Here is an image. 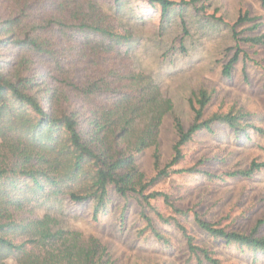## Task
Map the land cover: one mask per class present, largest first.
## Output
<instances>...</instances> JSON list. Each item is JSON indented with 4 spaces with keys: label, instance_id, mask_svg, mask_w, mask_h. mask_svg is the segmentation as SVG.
Here are the masks:
<instances>
[{
    "label": "trees",
    "instance_id": "trees-1",
    "mask_svg": "<svg viewBox=\"0 0 264 264\" xmlns=\"http://www.w3.org/2000/svg\"><path fill=\"white\" fill-rule=\"evenodd\" d=\"M145 1L159 6L161 19L176 4ZM114 2L120 9L122 0ZM248 13L239 15L232 27L254 22L257 17ZM120 25L93 0H0V264H113L108 246L98 238L65 229L49 214H17L52 196L91 203L94 221L111 214L114 197L122 199L116 212L121 230L127 193H132L139 201L135 236L155 237L165 245L169 239L162 227L173 224L199 263L222 264L194 243L178 217L146 209L153 206L150 200L161 199L182 218L191 216L199 230L226 245L264 252V237L226 231L196 212L174 207L169 195L156 189L172 175L202 172L197 166L203 159L178 167L184 146L197 133L216 135L217 125L226 123L249 140L248 123L234 122L237 116L230 112L206 113L212 94L203 86L188 97L193 115L185 124L170 99L161 98L150 75L129 67L128 52L121 47L131 42L132 34ZM259 45H264V35L247 32L240 37L221 73L230 75L239 59L253 61L245 47ZM167 115L176 139L170 157L162 161L159 132ZM147 148L152 166L145 176L137 159ZM263 168L264 160L253 159L247 169L229 175L250 178Z\"/></svg>",
    "mask_w": 264,
    "mask_h": 264
},
{
    "label": "rangeland",
    "instance_id": "rangeland-1",
    "mask_svg": "<svg viewBox=\"0 0 264 264\" xmlns=\"http://www.w3.org/2000/svg\"><path fill=\"white\" fill-rule=\"evenodd\" d=\"M93 1L121 23L120 29H129L132 40L121 47L128 52L129 67L150 75L161 98L170 99L174 112L185 124L193 115L188 97L203 86L212 94L206 113L230 112L237 116L234 122L248 123L249 140L226 123L217 125L216 135L205 130L197 133L184 146V159L178 167H189L203 159L197 166L202 172L172 175L156 189L167 193L174 207L188 210L190 215L196 212L226 231L253 232L264 237V168L250 178L229 175L247 169L253 159L264 160V45L246 46L253 61L239 59L230 75L221 73L222 64L231 57L240 37L247 32L264 35V5L260 0H173L175 6L167 18L161 19L159 6L153 7L145 0H122L117 10L114 0ZM246 11L256 20L232 27ZM253 23H258L257 28H251ZM159 138L161 160L165 161L176 139L170 115L162 120ZM137 163L147 176L152 166L151 148L139 155ZM127 195V220L121 230L116 212L123 200L115 197L111 214L98 221L92 219L91 203L63 196L43 198L17 214L28 218L49 214L65 229L98 238L108 246L113 264H208L204 260L199 263L188 253L185 240L173 224L162 227L169 239L165 245L155 237H136L139 201L134 194ZM150 203L153 206L146 209L178 217L194 236V243L222 264H264V252L245 245H226L221 238L199 230L191 216L176 215L161 199Z\"/></svg>",
    "mask_w": 264,
    "mask_h": 264
}]
</instances>
